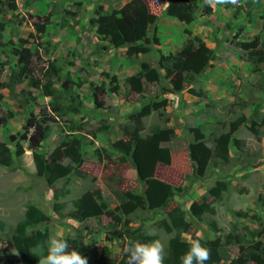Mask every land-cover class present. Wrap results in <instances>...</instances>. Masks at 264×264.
Here are the masks:
<instances>
[{
    "label": "rangeland",
    "instance_id": "rangeland-1",
    "mask_svg": "<svg viewBox=\"0 0 264 264\" xmlns=\"http://www.w3.org/2000/svg\"><path fill=\"white\" fill-rule=\"evenodd\" d=\"M243 1L238 0L236 5L225 3L229 8L227 11L211 16L207 26L209 35L203 36L207 43L190 32L184 36L188 48L201 41L213 53L210 65L196 75L193 82L185 85L182 91L173 93L167 90L168 84L163 79L154 84L142 82L143 94L129 91L123 82L127 76L139 71L141 63L157 68L156 48L131 58H126L123 47L102 51L103 42L93 32L95 25L88 23L101 17V6L104 9V6H117L123 2L39 0L31 6V13L18 2L17 11L13 14L0 6V22L5 25L1 32L2 41L11 42L6 44L7 49H0V61L14 62L15 59L8 53L9 48H18V39H26L28 43L25 46L32 51L37 50L42 58L34 65L37 69L34 77L40 79L41 68L46 60H50L61 68L60 74L67 73L72 81L80 85L72 89L76 112L55 118L40 151L48 156L59 141L68 140V135L79 137L85 144V162L79 168L83 174L81 179L70 174L67 179L55 182L51 188L34 176L30 153L25 151L26 143L23 141L20 142L22 155H12L9 168L0 167V221L5 225L0 232V264H4L3 252L16 256L9 236L11 230L8 231L7 227L12 228L21 219L27 205H33L50 219L32 230H45L47 239L51 235L63 239L79 237L80 253L90 263L99 257H120L122 242L110 239L113 228H127L131 232L153 237L151 240H160L164 246V257L169 241L175 236L186 241L182 234L187 233L193 239H199L200 243H213L222 250L223 259L216 264H232L250 241L251 231L262 232L255 241L264 247V69L252 72L244 52L237 47L238 42L251 40L255 35L264 41V1L253 11H239ZM27 13L40 17L49 13L51 16L44 36L38 40L28 38L33 28ZM246 15L253 21L250 26L246 23ZM157 25L158 20L156 30ZM200 25L199 20L188 24L192 30L199 29ZM162 31L164 34L160 36L166 43H161L158 51L166 55L174 49L171 42L177 35L170 29ZM10 69L4 68L0 74L1 81L5 80ZM158 73L163 75L161 69ZM112 76L117 80L118 93H108L103 106L95 108L89 97L88 84H103L107 89ZM53 87L59 95L62 94L58 86ZM188 89L194 94H189ZM26 91L25 84L18 85L11 99L6 91H1L4 97L0 103L1 112L8 110L13 117L5 127L0 128V141L8 142V136L16 133L21 136L20 127L29 112L35 118L37 105L50 102L37 91H31L30 96ZM68 101V98H62L59 103L65 107L70 104ZM154 104L162 106L154 109ZM145 107L148 108L146 114L140 116ZM137 116V140L131 144L127 155H123L112 144L116 141L129 142V136L123 134V129L131 131ZM240 118L242 123L232 127ZM103 126L109 129L98 133L97 129ZM194 129L202 138H195ZM228 131L231 136L224 163L212 152L216 139ZM158 132H166L167 138L152 141L151 138ZM233 140L238 141V148L232 144ZM8 147L13 152V146L9 144ZM162 152L169 157L167 164L158 160ZM196 165L199 173L194 172ZM149 178L173 188L172 196L162 208L137 209L132 214L120 216V224L113 225L104 216L77 223L51 212L52 190L67 191L57 200L64 204L65 210L71 209L73 201L84 192L98 191L106 209L112 211L119 203L116 193L142 195L144 181ZM218 182L224 183L226 190L217 197L210 196L209 189ZM202 202L209 211L196 219L189 213V206ZM171 209L189 224L185 232L167 233L160 228L161 221L169 225L167 214ZM250 215H257L260 220L256 221ZM226 237H230L228 241Z\"/></svg>",
    "mask_w": 264,
    "mask_h": 264
},
{
    "label": "trees",
    "instance_id": "trees-1",
    "mask_svg": "<svg viewBox=\"0 0 264 264\" xmlns=\"http://www.w3.org/2000/svg\"><path fill=\"white\" fill-rule=\"evenodd\" d=\"M39 0H20L23 7H27L30 3ZM161 1V0H159ZM202 3V14H209L211 8L205 0H199ZM260 0H247L244 7L249 9L257 5ZM0 6L4 7L7 12L13 14L17 11L15 0H0ZM197 8L196 0H169L163 9V15L175 19L177 22L189 24L193 20V14ZM28 20L31 21L33 33L28 35L30 39H40L45 34V28L49 24L50 14L45 16H32L26 14ZM71 16H74L71 14ZM100 18L89 21V24H94V33L98 40L105 43V46L100 47L102 51L111 46V48H125L124 54L126 58L136 57L149 53L152 49L156 48L157 68L149 66L147 63L139 65V71L127 76L123 84L126 85L129 91L135 94H143L142 82L145 84H154L163 79L168 84L169 92H180L184 86L193 82L196 75H198L204 68L210 65L213 60V53L208 49L203 42L197 41L193 48H188L186 45L182 46L180 50L173 53L163 55L158 51L160 46L159 39L156 36L155 17L147 13L146 6L142 0H128L122 4L119 9L107 8L106 12L100 15ZM5 25L0 22V49L6 48V44L2 41V34ZM264 28V26H263ZM183 34L189 35L186 30ZM28 42L26 39H18V48H9L8 52L14 62L8 63L6 59L0 61V74L5 67H11L8 71L4 81L0 79V103L3 99L1 91H6L10 99L15 93V88L18 85L25 84L27 88V95L30 96L31 91H37L45 98H49L50 102L47 104L37 105V116L32 117L29 112L28 117L24 119L21 125L22 135L19 133L8 136L7 141H0V167L9 168L12 164V155L19 157L23 153L20 142L26 143V150L30 153L31 162L34 168V176L41 179L44 185L51 188L58 180L67 179L70 174H73L77 179H81L82 173L79 168L84 164L83 147L85 144L77 136L68 135V140L59 141L53 148L48 156L43 154L40 149L42 147L45 136L50 130V125L54 122L55 118L66 115L67 113L76 112L73 109L74 98L72 89L80 87L78 82L71 80L67 73L60 74L61 68L50 60L45 61V65L41 68L40 79L34 77L35 66L42 61L41 55L37 50H31L25 45ZM237 47L244 52L246 61L249 64L252 72H258L264 69V41L257 35L253 36L251 40L240 41ZM2 54L4 52L2 51ZM5 56V55H4ZM158 69L162 70V76L159 75ZM45 82L42 83V80ZM58 86L62 94L59 95L53 87ZM119 86L114 76L108 80L107 89L103 84L96 86L93 83L88 84L89 97L92 105L95 108L103 106L104 99L108 93L117 94ZM188 93L193 95V91L188 89ZM69 99V105L63 107L60 105V99ZM59 99V100H58ZM33 101V98L30 97ZM33 105V104H31ZM162 104H154L152 107L156 109ZM147 107L144 108L145 112L139 114L140 116L146 114ZM13 115L10 111L6 110L1 112L0 107V128L7 125ZM133 121L131 131L123 129V134L129 136V142L116 141L112 147L117 151L127 155L129 148L133 142L137 140V132L139 129V121ZM242 118L237 119L235 125L241 124ZM231 128V127H230ZM106 126L97 129L101 133L108 130ZM231 131H233L231 129ZM195 138L200 139L202 135L198 133L197 129L193 130ZM166 132H158L151 138L154 141L157 138H167ZM94 135V134H93ZM20 136V137H19ZM231 133L228 131L226 134L219 136L215 143L213 154L221 162L227 160V146L230 141ZM238 141L233 140L232 144L238 148ZM9 144L13 146V152L9 149ZM195 154V153H194ZM193 158V155H191ZM158 157H160L158 155ZM167 164L169 157L165 152H162L161 158L158 159ZM65 161V163L63 162ZM200 163V162H198ZM194 168V172H200L198 165ZM226 190V185L218 182L214 187L209 189L208 194L217 197L221 192ZM67 194V191L58 192L52 190L51 212L59 218H66L77 223H84L88 219L97 220L99 217H107L113 225L120 224V216L132 214L137 209L154 210L162 208L173 194V188L169 185L158 181L156 179H146L144 181V190L142 195L132 194L125 192L118 194V206L114 207L112 211L106 209L103 197L98 191L84 192L72 203L71 209H64V204L57 202ZM209 211L208 206L202 202L201 204L192 203L189 206V213L199 219L200 216ZM169 225L164 221L159 223L160 228L165 232L181 231L185 232L189 224L184 219L176 214V210L171 209L167 214ZM251 216V215H250ZM254 220L259 221L260 217L257 215L251 216ZM50 221L47 215L42 214L33 205H27L23 211L21 219L11 227H7L8 231L11 230L9 236L13 250L16 256L3 252L4 264H38L39 258L47 254L46 241L47 232L45 230H32L35 226L46 224ZM5 227L4 223L0 221V232ZM250 241L243 249V251L236 256L232 264H246L251 262L253 264H264V247L257 243L255 239L262 235L260 230L250 232ZM226 237V241H228ZM111 240L121 241L122 249L118 259H110L106 257H99L93 263L88 264H126L127 257L124 253V247L129 240H138L149 242L153 237L144 233L130 231L127 228L122 230L113 228ZM70 245V248L76 249L80 252L78 244L80 238L65 239ZM40 248H36L37 244ZM201 244L211 249V259L207 264H216L223 258V252L220 248L213 243ZM188 245L185 241L181 240L178 236L173 237L169 241L168 251L164 257V264H179V256L186 252ZM84 256V255H83Z\"/></svg>",
    "mask_w": 264,
    "mask_h": 264
},
{
    "label": "clouds",
    "instance_id": "clouds-1",
    "mask_svg": "<svg viewBox=\"0 0 264 264\" xmlns=\"http://www.w3.org/2000/svg\"><path fill=\"white\" fill-rule=\"evenodd\" d=\"M205 3L236 5L238 0H205ZM188 245L187 251L179 256V264H207L211 259V249L203 246L199 239H193L187 233H183ZM47 254L39 258V264H88V258L78 250L70 248L67 240L51 235L47 239ZM38 243L36 248H40ZM126 264H164V246L160 240L143 242L129 240L124 247Z\"/></svg>",
    "mask_w": 264,
    "mask_h": 264
},
{
    "label": "crops",
    "instance_id": "crops-1",
    "mask_svg": "<svg viewBox=\"0 0 264 264\" xmlns=\"http://www.w3.org/2000/svg\"><path fill=\"white\" fill-rule=\"evenodd\" d=\"M15 1H16V6L18 8V6H19V3L18 2H20V0H15ZM127 1L128 0H119L118 3H122L123 2L122 4H124ZM142 1L144 2L145 6H146L147 13L155 17V23L158 20L159 25H157L158 27H157V30H156V36L158 37L160 44L161 43L162 44L166 43L165 39H163L160 36L162 33L164 34V32L162 31V29H164L166 31H167V29H170V30L174 31V33H176L177 36L174 37V38H176L175 41L174 42H171L172 43L171 44V48H174V49H172V51L169 52V53H173V52H175L177 50H180V48L186 44L187 41H186V38L184 37L186 35L183 34V31L184 30L190 32L195 37L201 38L202 41H204V42L207 43V40L203 39V36L208 37V35H209V29L207 28L209 19L211 18V16L213 14L215 15V13L220 12V11H227L229 9V8H227V5H225V4H212V5H209L210 8H211V12L209 14H202L201 13V9H202V6L203 5H202V3L199 0H196L197 8H196V10H195V12L193 14V20L189 24L193 23L196 20H199V22L201 23V25H200V28L199 29H196L195 28L194 30H192L191 28H189L188 24H184V23L178 22L179 25H176L175 23H173V22L170 21V20H173V21L177 22L175 19L169 18V17H166V16L164 17L162 15L163 9H164L165 5L167 4V2L165 3L166 0H164V1L163 0H161V1H159V0L158 1L157 0H142ZM246 1L247 0H244L242 3H240V6L241 7H238L239 8V11H241V10H251V11H253V10H255L256 7L257 8L260 7L261 3L264 0H260V2L257 5L249 8V9H246L244 7V3ZM35 3L36 2L30 3L27 7L24 8V10H26V11H28V12L31 13L30 8H31V6L33 7V5ZM20 5L23 7V5H22L21 2H20ZM121 5H117V6H104V9H102L103 6H101V8L99 10H100V13H104V12H106V10H107L108 7L117 10V9H119V7ZM230 9H231V5H230ZM216 15H218V14H216ZM263 16H264V14H263ZM245 18H246L245 20H246L247 25L250 26L252 24V22H253L252 19L249 18L247 15L245 16ZM94 29H95V27H93V32H94ZM102 44H103L102 46H105V43L104 42ZM109 49H111V46H109L106 50H109ZM25 151H27V150H25Z\"/></svg>",
    "mask_w": 264,
    "mask_h": 264
}]
</instances>
